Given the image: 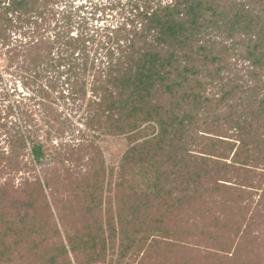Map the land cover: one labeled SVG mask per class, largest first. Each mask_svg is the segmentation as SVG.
Returning <instances> with one entry per match:
<instances>
[{
  "label": "trees",
  "instance_id": "16d2710c",
  "mask_svg": "<svg viewBox=\"0 0 264 264\" xmlns=\"http://www.w3.org/2000/svg\"><path fill=\"white\" fill-rule=\"evenodd\" d=\"M89 2L0 0V264H264V0Z\"/></svg>",
  "mask_w": 264,
  "mask_h": 264
},
{
  "label": "rangeland",
  "instance_id": "374dc122",
  "mask_svg": "<svg viewBox=\"0 0 264 264\" xmlns=\"http://www.w3.org/2000/svg\"><path fill=\"white\" fill-rule=\"evenodd\" d=\"M72 1L74 2V4L76 6H80L81 4H88V5L90 4L89 0H72ZM93 1H99V0H93ZM113 17H114L113 15L112 16L109 15L106 18V20L108 22H110L112 19H114ZM103 23H105V21L104 22H100L99 25L103 24ZM2 58L0 60L1 68H3V66L5 65L4 61L2 60ZM4 77H5L4 78V82L5 83L3 82L4 85H7V87H10L11 86V82L8 81L10 79L9 76L4 74ZM18 84L20 86L19 81H18ZM77 119L78 118H74L73 120L77 123ZM99 144L103 148L104 156H105V159H106L107 163H112L115 160H117L119 158V156L121 155V153L124 151L125 147H126L125 141L122 138L102 137L99 140Z\"/></svg>",
  "mask_w": 264,
  "mask_h": 264
}]
</instances>
